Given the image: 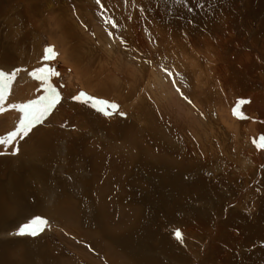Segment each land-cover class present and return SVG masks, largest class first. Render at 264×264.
I'll return each mask as SVG.
<instances>
[{
  "label": "bare ground",
  "instance_id": "obj_1",
  "mask_svg": "<svg viewBox=\"0 0 264 264\" xmlns=\"http://www.w3.org/2000/svg\"><path fill=\"white\" fill-rule=\"evenodd\" d=\"M18 1L20 0H0V20L5 16L4 20H7L8 22L6 23L8 35L16 43L13 46L11 45L14 50L16 47L19 48L20 46H17L19 41L16 40V38L18 39V32L20 30L18 31V22H16L13 16L9 14L10 10L8 9H12L14 5L18 7ZM24 1L26 4H24V10H22L20 13L21 18L24 21V26L27 29L31 27L30 32L32 33H35V31H41L40 28L43 27L42 25L46 21L43 15L37 13L39 12L38 8L40 7L35 8L34 4L36 5V0ZM70 1L60 0L58 3V10L63 13V17L59 23V28H61L63 24L67 26L65 27L66 30L64 31V34L59 35V39L54 38L56 36V34H54L55 32L53 33V36H49V39L52 40V44H57V46L62 45L64 47L68 45L71 40V38L69 39V36H71L72 39H74L73 37H77L76 34L73 35L69 33V30L75 26L73 23H70L67 20L69 12L67 6H69L68 3ZM90 1L94 2V0ZM109 1V7L110 9H114V11H109V9L107 10L106 8L108 6L106 7V4L101 5V8L106 12V15L102 16L100 10H96V16L107 24L106 27H110L111 29L113 28L110 32V35L119 36V38L123 41V48L116 46L117 50L115 52L112 50L114 53H111L110 51L107 53L108 50L105 47L106 45H104L103 48L107 50V59H105V62H103L99 56H96V47L88 48L84 46L81 49L77 45L75 48H73L71 54H73V52H81L89 56L93 54L95 55L96 53L95 57L93 58L95 61H92L85 66L82 65V67L79 66L77 68V72L76 65H71L72 70L75 68V73L69 75V78H66L63 77L62 73V71L64 72L65 67L59 61L57 62L56 54L53 55L52 53H46V51H42L39 46L40 44L34 45L30 54L27 56L25 55V59L20 60V62L16 63V60L12 62V64L7 62L9 67L8 69L4 70H7L8 72L15 71L16 68H20L22 70L26 69L27 71H21L17 74V77L12 84L11 93L8 94L3 101H0V107L3 108V113L0 114V136H7L9 132L14 131L18 126L19 120L23 118V114L18 109L12 108L13 104L22 105L28 104L34 100H39L42 103L40 105L34 106V110L42 111L43 107L47 104V101H45L44 98L49 96V92L46 91V89L49 87H54L56 89V92L60 95V100L52 109L49 110L50 114L43 119L44 121L36 125L27 137L22 140H20L19 137L17 138L18 145H14V147L19 148V154L17 156L12 155L10 158H0V160L13 163L15 173L21 170L25 173V178H20V180L17 179L14 184L10 185L11 187L8 186L7 188L5 186L6 188L0 189V221L3 219V215L5 216V214H8V211L12 212L10 209L13 208V206L18 209V205H20L19 200L22 199L21 197L23 195L26 198L31 199L27 205V208L29 207L28 209L30 213L37 214L39 211L42 212L40 206L45 202V198L47 195H49L48 193H51L50 191L55 190L54 193L61 196L63 195V197L68 195L65 201H63L65 214L70 216V218L65 219V231L68 233L66 236H73L74 238H69L67 244L70 246H75V248L78 250V255L81 257V260L77 261L70 256L65 257L63 255L61 257V264H158L159 260L157 259H151L152 257L146 259L142 255H138L137 253L134 254L137 249H140L138 241H142L145 236L153 235L154 233L149 232L146 235L143 234L139 238L130 239L137 230L132 221L140 220L141 222L142 220L145 223H148L147 220L150 222L160 220L159 218H153L152 215H150L152 211H148L146 209V207H148L147 204L150 203L153 205V203L159 204V202H162L164 207H166L168 201L171 199L175 203H173L171 210H166L165 215H169L174 211V214L176 215V212H179V209L183 207L185 202L189 201L190 204L194 205V203H191L190 201H197V197L203 199L208 193L210 186L207 184L208 177L204 178L205 172L202 167H207V165H209L212 161L210 159L217 156L216 151L218 150L215 148L217 144H226L227 146H225L228 147V149L233 144L230 143L231 141H227L231 137L228 139L226 138L225 141H223V138L221 137L222 133H217L216 130H211L212 124H222L226 121L223 118L225 116L220 114V112L223 111V104L222 107H219L222 108L221 111L220 109H216L217 112L216 110L213 111L216 112L218 116L215 120V123L209 120L210 118L208 117L210 115L208 116V112L201 110L200 113V104L196 106L193 104V102H191V106L185 105V108L180 106L181 110L184 111V113L182 112L183 121H177L179 119L178 114H180V110L178 107V101L172 96L177 90V82L175 81L176 79H174L175 74H171V76H169L168 72H165L164 75L162 67V70L158 67L155 72L151 71L148 73L147 69L143 68L138 63V60L135 57L131 58L129 54L135 52L140 53V51L147 49L148 43L145 42L146 39L144 38V32L147 34V30L145 28L147 21H144L143 26H141V21L144 20L142 19L144 15L143 0ZM155 1L158 2V0H153V4L156 3ZM104 2L106 1L104 0ZM30 5L34 7L33 9L31 8L32 12H28ZM72 5H74L75 8L81 7V9L77 8L75 11V15L78 18H81V10H83L81 4L78 5L72 3ZM130 8L133 10L130 15H136L137 24L133 23V26H129L130 24L126 25L125 23H120L121 21L119 20L122 18L121 12L124 11L127 13L128 9L130 10ZM159 15L160 14H158L157 17ZM84 16L91 17L92 19L95 17L92 14ZM162 18L163 17H161V19ZM51 20H53V16L51 17ZM111 21L114 22V24H112ZM53 22H55V20H53ZM131 22L133 21L131 20ZM108 24H110V26H108ZM160 30V28H157L149 31L150 37L153 41H155L154 43L156 44H160V40L162 39L159 36ZM167 32L170 34L174 33L172 30H167ZM31 36L32 34L26 33V38H24L22 44L23 42L25 43L26 41L30 40ZM9 37L7 36L6 38ZM165 37L166 36H164V38ZM79 44L81 45V43ZM206 44H208V41ZM190 45L191 44H189V46ZM193 45L191 47H193ZM208 45L213 46V44ZM152 48L154 49V47ZM199 50L201 51V48ZM103 51L105 52V50ZM67 52H69V50ZM185 52H187V50H185ZM196 52L197 51L195 50L194 53ZM261 53L262 52H260V55ZM67 54L65 52L64 55L67 57ZM140 54L143 56L142 53ZM262 55L264 57V52ZM46 56L48 57L47 59L45 58ZM0 57L1 65L3 64L2 60L4 61V57ZM104 58H106V56ZM245 58L251 65L249 75L254 73V80L257 78V75L264 74V64H261L259 61L255 62L254 60L250 59V56ZM254 58L255 60L259 59L258 55L254 56ZM142 59L140 60L142 61ZM203 59H205V57ZM222 59L217 60L218 62H223ZM73 60H75V58ZM186 61L187 60H185V62ZM218 62L217 70L219 71L222 68L220 67V64L222 63L219 62V64ZM234 63L237 62L234 61ZM225 64L229 63L226 62ZM148 65L150 64L148 63ZM242 65L243 64H241V66ZM41 68H50L53 71L59 73V75L52 76L48 83H44L41 80L34 78L32 75L33 72H35L37 76L46 75L45 73L39 71ZM169 68L172 69V67ZM200 69L201 68H199V70ZM242 69L244 70V68ZM212 71H215L216 74H218V71ZM259 71L262 72L260 73ZM85 73H91L90 77L92 78L87 77L86 79L93 80L92 86L89 89L85 87L86 84L83 78ZM190 73L187 74L188 77H193L194 75L192 76V73ZM111 74L114 76L111 77ZM219 75L220 74H218V76ZM222 75L220 76L222 77ZM63 78L65 79L63 80ZM218 80V82H220V79ZM79 83L90 94L83 92V89ZM188 84L189 87L187 88L196 89V92L194 94L192 93L194 96L193 99H195L196 102L202 101L204 98L202 95H204L205 92L200 93L199 87H202L203 91H205L206 88L204 89V85L208 84L207 82L205 83V79L198 85H196L197 83H192L191 80H189ZM209 89L211 88L209 87ZM207 91L208 90H206V93ZM211 93L214 94L212 91ZM211 93L209 94V97L211 96ZM256 93L258 94V92H250L247 94V98L244 100H246L249 105L246 109H249L251 116L260 117V124H264V106L261 105L259 101L261 96H259V94L256 95ZM189 94L188 97L190 96ZM74 97H77L78 99H74ZM89 97H93L95 100L88 102ZM206 99L205 101H202L204 105ZM99 101H108L110 103L119 105V111L120 113H123V115L119 113L105 115L103 112L98 111L97 107H103V105L98 103ZM212 101L214 100L212 99ZM206 107L207 106H205V108ZM208 107L210 109V106ZM242 111L244 112L245 109ZM254 111H257L258 113L256 114ZM125 115H127L126 118ZM232 122L238 125L240 128L241 137L244 136V132L242 131L244 124H238V121L234 120ZM107 125H110L113 131L120 132L121 130L122 134H126L127 138L123 140L124 142L115 141L114 143H108L95 136L97 132L98 134H109L110 132L109 128H107ZM254 127L256 129V133L258 132L257 130L261 131V129H263L262 131H264V128L258 124H255ZM86 138H88V140H86ZM214 139L216 140L214 141ZM251 149L245 155L247 159L245 160V158H242V164L236 169V173L232 172V174L227 177V179L230 180V183L234 184L236 179H240L239 177L243 179V186H240L242 189H240L236 196L237 201H239V199H241V201L238 202L239 204H234L235 208H233V217H237L238 220H242L244 227H248L250 225V220L245 218L242 214L244 213L248 216L251 215L246 210L247 202L245 199H247L246 197L249 196L248 193L253 191H250V189L257 183L256 178L257 180L262 178V171L264 170L263 151H261L263 154L259 153L258 151L253 153ZM12 150L13 149L11 147L4 149V151L10 155ZM97 150L103 151H100V154H95ZM58 154H60V156H58ZM106 157H109L112 160L115 159L112 164L110 162V166H108L109 161H105ZM63 158H65L64 165L62 167H58V164H56V166L55 163L59 159ZM109 168L112 169L109 170ZM64 169H68L69 172L63 173ZM224 172L225 171L223 170V173ZM36 183L39 186L42 185L44 188L34 190L33 187H35ZM246 193L248 196H246ZM41 196L44 197L41 198ZM63 197L61 198L63 199ZM88 200L90 201V204L87 203ZM52 206L54 207V205ZM44 208L45 210H48V208L49 210L53 209L49 207L48 204L47 206L45 205ZM102 211L106 212V221L104 218L105 216H103L104 214L102 215ZM35 214L33 215L34 217ZM9 216L11 217V215ZM162 216L164 215H161L160 217ZM254 217L256 216H252L250 218ZM8 220H5V222L8 223ZM65 226L62 227L64 228ZM98 226H100V230H98L99 228L97 229ZM146 230H148L147 225ZM47 231H49V229ZM43 232L35 237L23 236V241L29 242L31 244H33V242L35 243V241L38 242L39 239H44L45 234ZM154 235L158 237H155L154 239H158L157 242L159 245H163L165 243V241L161 240L162 238H160L159 234L155 233ZM124 237L127 238L125 243L127 246H129L128 249L123 248L122 244ZM150 241H153V238H151ZM115 243L118 246H121L122 249H116L114 247ZM167 243L169 242L167 241ZM4 247V245H0L1 249ZM154 247L158 246L154 245ZM189 247L191 246L189 245ZM205 247L206 245L203 244L202 250L199 251L201 252L200 255L198 254L199 252L196 253L193 249L189 250V252L192 253V255H190L195 256L194 260L197 262V264H200L201 261L205 262L203 257H201L204 256L208 251V249H205L204 251ZM9 250L7 252H4L3 250L0 251V264H29L31 261L30 252H35L32 251V249H26L24 247L23 250H17V254L14 256L15 253L10 254ZM41 252L42 251H40V253ZM181 252L183 253L182 250ZM202 253H204V255ZM18 255L20 259L19 262L16 259ZM37 257V255L34 257L33 261H31V264H52V261H50L48 256L42 258L40 257V259ZM43 259H45V261Z\"/></svg>",
  "mask_w": 264,
  "mask_h": 264
},
{
  "label": "rangeland",
  "instance_id": "obj_2",
  "mask_svg": "<svg viewBox=\"0 0 264 264\" xmlns=\"http://www.w3.org/2000/svg\"><path fill=\"white\" fill-rule=\"evenodd\" d=\"M44 1L36 0L35 2L36 5L34 4L35 8L40 7L38 8L39 12L37 13L43 15L46 21L45 22L46 24L43 23L42 25L43 27H41L42 29L40 28L41 31H35V33L30 32L31 27L27 29L24 26V21L22 20L20 16L21 11L24 10V7H23L24 4H26L24 0L18 1L19 6L17 7L16 5H14L12 7L13 10L8 9L10 10L9 14L13 16L16 22H18L17 29L18 31L20 30L18 32L19 33L18 39L16 38V40L19 41V44L17 46L19 45L20 46L19 48L16 47L15 50L11 47V45L13 46L16 43L8 35V30L6 28V23L8 22L7 20H4L5 16L0 20V56L4 57V61L2 60L3 64H1L0 67H2L3 69H8L9 65L7 62H9V64L10 63L12 64V62H14L15 60L17 63V62H20V60L25 59V57L29 55L30 52L33 50V46L36 44H40L39 45L40 49L44 52L50 47L55 50L57 62L59 61L65 67L64 72L62 71L63 77L69 78V75L75 73L74 72L75 68L72 70L71 65H76V72H77V68L79 66L82 67V65L85 66L91 63L92 61H95L93 60V58L95 57L96 53H97L96 56H99V58L103 62H105L106 61L105 59H107V53L109 51L111 53H114L117 50L116 46L119 48L123 46L122 44L123 41L119 38V36L110 35V32L112 31L113 28L111 29L110 27H106L107 24L96 16V10H100V13H102V16L106 15V12L101 8V5L106 4V7L108 6L106 8L107 10L109 9V11L111 10L114 11V9H110L109 7V4H108V2L110 3L109 0H105L106 2H104V0H99V3H97L96 0H94L95 3L90 0H71V1L64 0V1H70L68 3L69 6H67L68 11H69L67 20L68 22L73 23L75 25L71 30H69L70 31L69 33L73 35L76 34L77 37H73L74 39H72V37L69 36V39L71 38L72 40V41L70 40L71 45L69 43L68 45L64 47L62 45L57 46V44L56 45L52 44L51 42L52 40L49 39V36L50 35L53 36L54 34H56L54 38L59 39L58 38L59 35L64 34V31L66 30L65 27L67 25L63 24L61 28H59V23L63 17V13H61L58 10V3L60 0H46L45 2ZM155 2L156 3L153 4V0H143L144 15L142 19L144 20L141 21V26H143L144 21H147L146 23L147 25L145 26V28L147 30L146 32L148 35L144 32L145 34L144 38L146 39L145 42L148 43L147 49L140 51V53H142L143 56L139 52H138L139 54L135 52V53H129L130 57L131 58L135 57L138 60V63L143 68L147 69L148 73H150L151 71L155 72L158 69V67L159 69H161L162 67L164 75H165V72H168V73L171 72V74H175L174 79H176L175 81L177 82V87H176L177 90L175 93H173L172 96L178 101V107L180 110V114H178V117H179V119L177 120L178 122L183 121L182 117H183L184 111L181 110L180 106L184 108H185V105L191 106V103H189V101L193 102V104H195L196 106L200 104L199 105L200 113H201V110L208 112V116L209 115L211 116V117L210 116L208 117L210 118L209 120H211L214 123L216 122L215 120L218 117L216 113L217 112L216 109H220L221 111L222 108H219V107H222V104H223V111H221L220 114L225 116L223 118L226 121L223 123L221 122L223 125L220 123L212 124L211 130H216L217 133H222L221 137L223 138V141H225L226 138L228 139L231 137L227 141L229 142L231 141L230 143L233 145L228 149V147H226L227 146L226 144H225L226 146L223 145V143L217 144L215 146V148L218 150L216 151L217 156L210 159L212 161L210 162L209 165H207L208 168L205 166L202 167V169L205 172L204 178L208 177L207 184H209L210 186L208 193L203 199H200L199 197H197L196 199L197 201L195 202L190 201L191 203H194V205L190 204L189 201L185 202L183 207L179 209V212H176V215L174 214L175 212L174 211L170 213L169 215L166 214L168 217L165 215V212L166 210H171L173 203H175L171 199L168 201V204L166 207H164L162 202H159V204L153 203V205L152 203L147 204L148 207H146V209L148 211L149 210L152 211L150 215H152L153 218L154 217L159 218L160 220H157L155 222L154 221L150 222L149 220H147L148 223H145L142 220L141 222L140 220L132 221L137 230L134 232V234L131 236L130 239H134V238L136 239V238L141 237L143 234L146 235L147 233L151 232L154 234L155 233L159 234L160 238H162L161 240L165 241V243L163 244L164 246L162 244L159 245V243L157 242L158 239L156 240L154 239L155 237H157L156 235L154 234L147 235L143 238L142 241H138L140 249H137L136 252H134V254L137 253L138 255H142L146 259L151 258V257H152L151 259H157L159 260L158 264H197V262L194 260L195 256H191L192 253H190L189 250L193 249L197 253L202 250V246L204 244L206 245V247L204 248V251L205 249L206 250L208 249V251L205 253V255L204 253H202L204 256H201V257H203L205 262L201 261L200 264H264V170L262 171L263 172L262 178L261 179L259 178L258 180L256 178L257 183L252 188H254L255 186L256 187L254 189L252 188L250 189V191L252 190L253 191L248 193L249 196L246 193V196H248L246 197L247 199L244 198L247 202L246 210L248 211L249 214H251L250 216L245 215L244 213L242 214L245 218L250 220V223H249L250 225L248 227H244L242 220L240 219L238 220L237 217L235 218L233 217L234 215L233 208H235L234 204L235 203L239 204L238 202L241 201V199L237 201L236 196L238 192L240 191V189H242V187L240 186H243L242 185L243 179L239 177L240 179H236L235 184L230 183V180L227 179V177L231 175L232 172L236 173V169L239 168L242 164V158L243 159L245 158V160L247 159L245 155L250 151L251 148H252L251 150L253 153L255 151L256 152L258 151L259 153H262L261 151H263L264 153V149L257 148L256 144L253 143L254 140H256L257 143H259L260 137L264 136V131H262L263 129H261V131L257 130L258 131L257 133L255 132L256 130L254 127L255 124H258L264 128V124H260V117H254L250 115L249 109L248 110L246 109L249 103L242 106V110L245 109V111L244 112L242 111V112L247 118L242 120L241 118H238V115H234L233 113V109L235 108L237 102L240 99L247 98L246 96L250 92H254V93L258 92L259 96H261L259 101L261 105L264 106V86H263L264 85V82H263L264 74L257 75V78L254 80L255 78L253 76L254 73L252 75H249L251 65L249 62H247L245 58V57L250 56V59L254 60L255 62L259 61L261 64H264V57L262 55V53L264 52L263 50L264 48V0H158V2L157 1ZM72 3L78 4V5L81 4V6L83 7V10H81V13H82L81 18H78L75 15V11L77 10V8L81 9V7L75 8V6L72 5ZM54 5L57 7H55ZM31 8L33 9L34 7L30 5L28 12H32ZM168 10L169 11L171 10V11L169 12ZM132 11L133 10L131 8L130 10L128 9L127 13L122 11L121 12L122 18L119 19L121 21L120 23H125L126 25L130 24L129 26L131 25L133 26L134 24H137L136 15L135 16L130 15ZM155 11H158L159 13ZM161 12L164 14H162ZM89 14H92L95 17L92 19L91 17L84 16V15H89ZM158 14L160 15L157 17ZM58 15H59V18H58ZM52 16L55 22L51 20ZM160 16L163 18L161 19ZM131 20L133 22H131ZM112 24H114V22H112ZM108 26H110V24H108ZM157 28L161 29L159 31V36L162 38L160 40L161 45L158 43H157L158 45L154 43L155 41L152 40L149 34L150 30L157 29ZM76 29H77V32H76ZM167 30H172L174 33L170 34L167 32ZM25 31L26 33L32 34V36L30 40L26 41L25 43L23 42L22 44V41L24 40V38H26ZM46 32L49 34H47ZM6 35L9 38H6L7 37ZM164 36L166 37L164 38ZM118 39L120 42L118 41ZM184 40L186 44L184 43ZM199 40H201L202 42ZM207 41H208V44H213V46L210 45L212 46L210 47L208 44H206ZM79 43H81L82 46ZM188 43L191 45L189 46ZM58 44H61V43H58ZM77 45L81 49L84 46L88 48L96 47L95 48L96 53L95 55L93 54L89 56L81 52H77V53L73 52L74 55L71 54L73 48H75ZM104 45H106L105 47L107 48L108 51L105 48H103ZM179 45L182 47H180ZM192 45L193 47H191ZM69 46L71 49L69 48ZM152 47H154V49ZM199 47L201 48V51L199 50L200 49ZM68 50L69 52H67ZM103 50H105V52ZM112 50H114V52ZM165 50H166V53H165ZM176 50L178 53L176 52ZM185 50H187V52H185ZM195 50L197 51L196 53H194ZM65 52L66 54L68 53L67 57L64 55ZM170 52L172 54L174 53L173 54L174 56ZM205 52H208L209 54ZM260 52H262L261 55H260ZM164 53L167 54L168 56L165 55ZM69 54H70V57H69ZM147 54L149 55V57ZM220 54L222 55V57ZM256 55H258L259 57L258 60H255L254 58V56ZM105 56L106 58H104ZM202 56L203 58L205 57V59H203ZM74 58L75 60H73ZM140 59H142L143 62ZM217 59L218 60L222 59L223 62L219 61L222 64H220ZM185 60L187 61L185 62ZM147 61L150 65H148ZM234 61L237 63H234ZM217 62L220 64V67H222L221 70L219 71L217 70ZM226 62L229 64H225ZM241 64L243 65L241 66ZM198 65H199V68H201L200 70L198 68ZM169 67H172V69H170ZM242 68H244L245 71ZM212 70L218 71L217 73L220 75H222L223 73L222 77L220 75L219 77L218 74H216V72ZM241 72L244 74H242ZM259 72L261 73L262 71H259ZM189 73L192 76L193 75L194 76L188 77L187 74ZM90 76H91V73H85L83 76L84 82L86 84L85 87L87 89H89L92 86L93 80L86 79L87 77L92 78ZM113 76L114 75L111 74V77ZM115 76H116V73H115ZM64 79L65 78H63V80ZM204 79H205V83L206 82L208 83L204 85L205 86L204 89L206 88L205 91H203L202 87H199V86L197 87H199L200 93L205 92V94L202 95V97L204 96V98L203 99L201 98L202 101L203 100L205 101V99L207 98L205 105L202 101L196 102V100L193 99L194 98L193 94L196 92V89L187 88L189 87V84H188L189 80H191V82L194 84L197 83L196 85H198L202 83ZM218 79H220V82H218L219 81ZM80 86L82 87L83 92L87 94L89 93L86 89L83 88L81 84ZM209 87L211 89H209ZM206 90H208L207 93H206ZM210 90L214 92V94L211 93ZM210 93H211V96L209 97ZM188 94L191 97L190 96L188 97ZM258 94L256 93V95ZM212 99L214 101H212ZM211 101L215 103H212ZM205 106L207 107L205 108ZM208 106H210V109ZM215 110L216 112H213ZM254 112L256 114L258 113L257 111H254ZM118 113H120V111H118ZM126 117L127 115H125V118ZM240 119L243 122H241ZM233 120L238 121L237 122L238 124L240 123L244 124L242 128V131L244 132V136L241 137V132H240L241 130L238 127V125L232 122ZM107 126H108L107 128H109V132H110L109 134L104 135V133L98 134L97 132L95 136L108 143H111V142L114 143L115 141L124 142L123 140L127 138L126 134H122L121 130L120 132L113 131L110 125H107ZM111 133L113 134L114 137L112 136ZM86 140H88V138H86ZM215 140L216 139H214V141ZM100 151H103V150H97L95 154H100ZM18 154H16V156ZM58 156H60V154H58ZM4 157L10 158L12 157V154L11 155L10 154L0 155V158H4ZM64 160L65 158L59 159L55 163V165L58 164V167H62L65 163ZM111 160L112 159H110L109 157H106L105 161L106 162L109 161L108 166H110V162L112 164L115 159H113L112 161ZM13 167H14L13 163L0 160V189L1 188L4 189L6 187L8 188V186L14 184L17 179L20 180V178H25L24 171L21 170L15 173ZM71 168H72V164H71ZM111 169L112 168H109V170ZM223 170L225 171L224 173H223ZM68 172H69L68 169L63 170V173H68ZM39 188L43 189L44 187L42 185L40 186L37 185V183L35 184V187H33L34 190L39 189ZM50 192L51 193H48L49 195H47V197L45 198V202L42 203L43 205L40 206V209L42 210V212L39 211L37 214L34 213L35 217L46 218L51 225L50 228H46V230L43 232L45 234V235L43 234L44 239H39V241L38 242L35 241V243L33 242L34 244L33 245L29 242L23 241V238H22L23 236H19L15 234L18 231V228L23 223L34 218L33 216L34 214L29 212V209H28L29 207L27 208L28 202H30L31 199L26 198L23 195L21 197L22 199L20 198L21 200H19L20 205H18L19 207L20 206L21 207L20 208L18 207L17 209L15 206H13V208L10 209L12 210V212L8 211L7 212L8 214H5V216L3 215L2 217L3 219L0 221V245L5 246L3 249L0 248V251L3 250L4 252H7L10 249L9 250L10 254L15 253L14 256H16L17 254L16 251L23 250L25 247L26 249L28 248V249H32V251H35L33 253L30 252L31 261H33L36 255L38 256L37 257L38 259H40V257L42 258V257L48 256L50 258V261H52V264H56V263L61 264L62 262L61 257L63 255L65 257L70 256L71 258H74L77 261L81 260V257L78 255V250L75 248V246H70L69 244H67V241L69 240V238H74L73 236H70V237L66 236L68 235V233L67 231H65V228H66L65 219L70 218V216L65 214L63 201H65L68 195L63 197V195L61 196V195L54 193L55 190H52ZM43 197L44 196H41V198ZM61 197H63V199ZM87 203L90 204V201L88 200ZM47 204L49 207L53 209L49 210L48 208V210H45L44 206L45 205L47 206ZM52 205H54V207ZM102 212H103L102 215L104 214L103 216H105L104 218L106 221L107 219L106 212L104 211ZM92 214H96V213H92ZM9 215H11L12 219ZM161 215H164V216L160 217ZM252 216H256V217L250 218ZM5 220H8V223H6ZM146 225L148 226V230H146ZM62 226H65V227L63 228ZM48 229L49 231H47ZM97 229L100 230V226H98ZM177 229H179L183 234V243L179 242L174 237V232ZM59 233L61 236L59 235ZM151 238H153V241H150ZM126 240L127 238L124 237V241L122 245H123V248L128 249L129 246H127V244L125 243ZM167 241L169 243H167ZM188 244L191 247H189ZM154 245L158 247H154ZM6 246L8 247V250ZM114 247L118 250L122 249V247L118 246L116 243ZM181 250L183 251V253L181 252ZM40 251L42 252L40 253ZM200 253L201 252H199L198 254L200 255ZM16 259L19 262L20 260L19 255L16 257ZM43 260L45 261V259ZM31 261L29 264L32 263Z\"/></svg>",
  "mask_w": 264,
  "mask_h": 264
},
{
  "label": "snow or ice",
  "instance_id": "obj_3",
  "mask_svg": "<svg viewBox=\"0 0 264 264\" xmlns=\"http://www.w3.org/2000/svg\"><path fill=\"white\" fill-rule=\"evenodd\" d=\"M99 3V0H97ZM46 53H52L55 55V50L53 48H48ZM48 58L47 56L45 57ZM21 71H27L26 69L16 68L15 71L8 72L3 68H0V101H3L8 94L12 91V84L15 81L17 74ZM46 75L37 76L35 72L32 73L33 77L36 79L41 80L44 83H48L50 78L55 75H59V73L53 71L50 68H41L39 70ZM171 76V72L168 73ZM49 92V96L45 97L44 100L47 101V104L43 107L42 111L34 110V106L40 105L42 102L39 100L31 101L28 104L22 105H12L13 109H18L22 114L23 118L19 120L18 126L14 131L8 133L7 136H0V155L8 154L4 151L6 148H12V155H16L19 152L18 147H14V145H18L17 138L19 137L20 140L24 139L29 135L32 129L43 122V119L48 116L49 110L52 109L60 100L59 93L56 92L54 87H49L46 89ZM74 99H78L74 97ZM95 100L93 97L88 98V102ZM99 104L103 105V107H97L98 111L103 112L105 115H112L116 114L119 111V105L115 103H110L108 101H99ZM191 103V101H189ZM247 103L246 100L240 99L235 108L233 109L234 115H238V118L244 119L247 118L242 112V106ZM3 113V108L0 107V114ZM123 115V113H119ZM254 144L258 148L264 149V136L260 137L259 143L256 140L253 141ZM51 225L46 218L43 217H34L29 221L23 223L19 228L18 231L15 233L19 236H32L35 237L39 235L41 232L45 231L46 228H50ZM174 237L181 243H183V234L182 232L177 229L174 232Z\"/></svg>",
  "mask_w": 264,
  "mask_h": 264
}]
</instances>
